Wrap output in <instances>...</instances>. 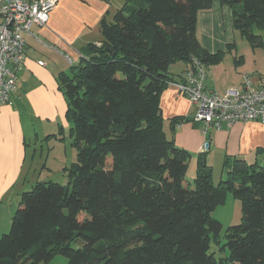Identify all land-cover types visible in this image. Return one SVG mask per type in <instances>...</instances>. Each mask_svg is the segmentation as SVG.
Listing matches in <instances>:
<instances>
[{"label":"trees","instance_id":"1","mask_svg":"<svg viewBox=\"0 0 264 264\" xmlns=\"http://www.w3.org/2000/svg\"><path fill=\"white\" fill-rule=\"evenodd\" d=\"M213 1L123 0L101 20L99 45L85 46L57 78L77 151L68 184L36 182L20 195L0 234V264L58 255L67 264H264V167L227 158L215 185L200 154L189 182L192 155L167 138L158 105L178 80L170 65L222 61L225 52L210 54L196 36L197 15ZM215 1L230 7L233 30L251 48L263 46L264 0ZM229 193L242 215L220 245L222 225L211 213ZM211 244L227 256L217 259Z\"/></svg>","mask_w":264,"mask_h":264},{"label":"crops","instance_id":"2","mask_svg":"<svg viewBox=\"0 0 264 264\" xmlns=\"http://www.w3.org/2000/svg\"><path fill=\"white\" fill-rule=\"evenodd\" d=\"M122 5L123 0H58L47 24L32 27L31 35L25 37V59L18 71L17 89L10 94L9 103L0 105V223L11 222L27 178L33 179L46 167L41 147L44 133L51 131V124H65L67 105L57 83L59 74H70L71 65L64 57H71L77 64V53L88 44L102 41L101 20L110 21ZM234 33L229 6L214 0L209 10L198 13L196 36L203 49L214 54L235 46L219 64L208 68L207 89L219 95L241 91L246 78L253 89L264 88V39L262 47H250L241 53ZM187 68L185 62H177L168 72L179 80ZM158 105L167 138L192 155L187 175L191 171L194 176L200 154L211 168L212 179L215 171L220 172L219 180L226 173L227 158L264 167V125L236 123L211 127L203 133L201 126L191 121L195 106L177 92L174 84L163 89ZM177 118L186 121L172 129L170 122Z\"/></svg>","mask_w":264,"mask_h":264},{"label":"built area","instance_id":"3","mask_svg":"<svg viewBox=\"0 0 264 264\" xmlns=\"http://www.w3.org/2000/svg\"><path fill=\"white\" fill-rule=\"evenodd\" d=\"M57 1L0 0V105L9 103L10 94L17 89L18 71L25 59V37L31 35L32 27L47 24ZM64 58L70 65L75 63L67 55ZM207 75L208 67L190 57L188 68L173 83L177 92L195 106L191 121L199 124L203 133L211 127L219 129L236 123L264 125V88L253 89L246 78L241 91L219 95L207 89Z\"/></svg>","mask_w":264,"mask_h":264},{"label":"rangeland","instance_id":"4","mask_svg":"<svg viewBox=\"0 0 264 264\" xmlns=\"http://www.w3.org/2000/svg\"><path fill=\"white\" fill-rule=\"evenodd\" d=\"M112 1L116 3V1H120V0H112ZM234 37L237 40L236 43L239 48V52L242 53L246 51L247 49H250V45L239 35L238 32L234 33ZM225 48H226L225 51H217V52L229 53V51H227V47ZM231 54H234V52H231ZM64 120H65V124L62 125V127L61 125H58V127H56L53 124H51V127H52L51 131L44 133V138L43 140L41 139L42 140L41 147L43 149L42 158H43L44 164L46 163V167L45 169L42 170V173L37 172V175L33 179L27 178L23 192L30 191L36 182L50 181L56 184H60L62 186H65L68 184V172L71 169L72 165L76 163L77 151H76L75 146L73 145V139L70 136L71 126H70V122L68 121V118H66V112H65ZM46 136L48 138H46ZM226 173H223V177H221L220 180H225L226 175H227ZM192 176H193V173L189 171L188 175L186 176V179L189 182H192L194 178V176L193 177ZM220 176H221L220 172L218 171H215L213 173V183L215 185L220 181L219 180ZM241 215H242L241 203L237 199H235L230 193L227 194L224 204L221 206H218L211 213V217L217 220L218 222H220L222 225V230L220 233V245L224 243V234H225L226 229L230 226L239 224ZM7 224H9V227L7 226ZM10 224L11 222L10 223H5V222L0 223V234H7L10 229ZM81 246H82L81 239L76 240L75 243L73 244L74 248H79ZM218 248L219 246L211 244L210 252L215 253V256L217 259L220 257L227 256L226 250L219 253ZM47 264H67V260L64 257L58 255V256H55Z\"/></svg>","mask_w":264,"mask_h":264}]
</instances>
